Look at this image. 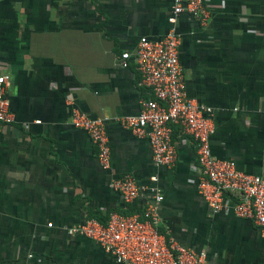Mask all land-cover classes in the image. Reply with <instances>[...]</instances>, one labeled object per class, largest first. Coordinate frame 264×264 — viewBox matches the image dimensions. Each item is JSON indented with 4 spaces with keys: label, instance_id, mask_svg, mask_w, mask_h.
<instances>
[{
    "label": "crops",
    "instance_id": "crops-1",
    "mask_svg": "<svg viewBox=\"0 0 264 264\" xmlns=\"http://www.w3.org/2000/svg\"><path fill=\"white\" fill-rule=\"evenodd\" d=\"M206 1L205 24L181 14L174 25L185 90L212 108L213 155L264 176V0ZM171 3L0 0V59L11 77L14 119L0 127V264H118L95 241L65 228L85 217L138 213L151 186L163 196V233L204 250L209 264H264L261 228L209 211L197 193L189 136L173 127L177 160L167 168L154 165L145 137L116 122L136 115L150 96L133 58L122 68L118 57L133 53L141 36L168 32ZM71 105L107 120L110 169H100L89 136L72 126ZM123 174L143 187L131 205L109 187Z\"/></svg>",
    "mask_w": 264,
    "mask_h": 264
},
{
    "label": "built area",
    "instance_id": "built-area-1",
    "mask_svg": "<svg viewBox=\"0 0 264 264\" xmlns=\"http://www.w3.org/2000/svg\"><path fill=\"white\" fill-rule=\"evenodd\" d=\"M181 14L205 24L211 17V10L206 0H172L167 17L172 27L168 32L157 38L141 36L133 53H120L118 60L122 68H128L133 58L139 86L147 89L150 96L140 101L136 115L120 117L116 122L138 137H145L154 165L167 168H172L177 160L172 138L173 127L177 126L195 146L196 190L209 211L251 219L264 233V176L246 173L236 167L234 160L213 155L210 145L215 131L212 108L186 93L179 59L181 35L174 28ZM3 69L0 59V127L14 121L7 93L11 77ZM66 102L71 104L70 95ZM70 121L73 127L89 136L96 148L100 169H110L107 120L90 117L71 105ZM152 181H156V177H152ZM109 187L127 205L135 203L143 191L129 174L111 177ZM148 190L150 196L140 212H111L104 221L85 217L66 227V233L95 241L118 264H209L204 250L195 251L161 231L159 211L163 196L157 187L151 186ZM32 256L27 255L28 258Z\"/></svg>",
    "mask_w": 264,
    "mask_h": 264
},
{
    "label": "trees",
    "instance_id": "trees-1",
    "mask_svg": "<svg viewBox=\"0 0 264 264\" xmlns=\"http://www.w3.org/2000/svg\"><path fill=\"white\" fill-rule=\"evenodd\" d=\"M127 214H131V213H127ZM98 219V218H97ZM99 220H101V219H99ZM101 221H104V220H101Z\"/></svg>",
    "mask_w": 264,
    "mask_h": 264
}]
</instances>
